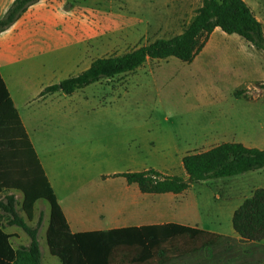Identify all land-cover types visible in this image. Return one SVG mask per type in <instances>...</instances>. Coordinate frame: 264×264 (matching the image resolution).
Listing matches in <instances>:
<instances>
[{"label": "rangeland", "instance_id": "obj_1", "mask_svg": "<svg viewBox=\"0 0 264 264\" xmlns=\"http://www.w3.org/2000/svg\"><path fill=\"white\" fill-rule=\"evenodd\" d=\"M64 1L66 16L58 26L66 43L58 44L53 33L52 44L53 48L67 47L65 56L70 62L74 58L75 72L85 70L97 58L124 54L156 39L180 34L203 5V0ZM246 2L264 26V0ZM45 58L47 64L56 66L61 65L63 56ZM10 73L14 79L34 76L26 70L18 75L13 70ZM237 91L245 93L237 96ZM263 92L264 49L219 29L192 62L176 57L153 59L132 72L79 90L68 98L70 105L80 107L78 118L49 117L37 125L36 152L14 127L4 129L1 125L0 183L13 185L22 176L38 174L46 158L56 179V195L65 208L80 206L89 213L101 208L110 216L125 202L120 188L127 187L114 173L154 168L188 178L183 157L220 144L231 133L248 132L251 119L230 120L223 112L255 115L264 110ZM58 102L64 104L65 99ZM232 121L238 122L237 130ZM120 136L136 140L116 142L114 137ZM242 185L237 178H214L194 182L175 196L147 194L146 201L174 203L158 207L169 211L178 223L222 234L233 229L229 216L235 199L227 191ZM11 193L16 196L19 214L39 230L42 264H62L51 254L47 242L50 203L38 200L34 218L29 219L23 210L21 190L5 188L0 202ZM143 211L148 213L149 209ZM9 218L2 219L4 226ZM22 233L13 240L15 248L30 244L29 235ZM137 251L138 247L118 246L112 264H140L133 261ZM162 259L158 256L148 264H161Z\"/></svg>", "mask_w": 264, "mask_h": 264}, {"label": "trees", "instance_id": "obj_2", "mask_svg": "<svg viewBox=\"0 0 264 264\" xmlns=\"http://www.w3.org/2000/svg\"><path fill=\"white\" fill-rule=\"evenodd\" d=\"M36 0H16L6 16L0 20V32L16 21L28 5ZM219 27L228 34H238L258 49H264V30L245 0H203V5L183 32L170 38H159L120 55L95 59L82 73L49 86L47 92L63 91L73 94L106 78L132 72L153 59L176 57L192 62L205 47L210 35ZM237 91L236 95L244 94ZM14 127L27 139L19 114L0 75V126ZM7 129V128H6ZM29 146L31 144L29 143ZM33 150V149H31ZM34 151V150H33ZM188 178L167 175L154 168L119 173L129 184L136 183L145 193H182L194 182L231 177L264 166V149L250 148L240 142H223L207 150L183 157ZM190 179L191 182H187ZM0 183V194L5 188L24 193L23 210L34 218L38 200L51 206L47 242L50 252L62 264H112L118 246L138 247L134 263L148 264L162 256L161 264H264L254 260L264 257V188L236 209L232 224L240 240L198 226L178 222L148 224L72 232L57 195L42 166L38 174L22 176L13 185ZM0 202V221L21 227L31 238L28 246L15 248L14 236L0 226V264H42L39 230L22 217L16 207V196L9 194ZM200 238H203L201 240ZM206 238V239H205ZM179 241L181 245L176 242ZM248 256L251 257L248 259ZM243 257H246L244 260Z\"/></svg>", "mask_w": 264, "mask_h": 264}, {"label": "crops", "instance_id": "obj_3", "mask_svg": "<svg viewBox=\"0 0 264 264\" xmlns=\"http://www.w3.org/2000/svg\"><path fill=\"white\" fill-rule=\"evenodd\" d=\"M15 1L16 0H0V20L6 16ZM65 16L66 9L64 0H36L26 7L15 22L0 32V75L10 94L14 107L21 118L28 142L31 144L34 151V145H36V142L38 141L37 136H39L36 133V126L40 123H44L49 117L78 118L77 112L80 111V107L77 105H70L68 98L76 94L79 90L86 88L77 89L73 94H66L61 90L56 92L46 91L49 86L58 84L63 79L78 75L84 71L75 72L74 58H71L70 62L65 56L68 53V51H66L67 47L58 45L53 48V33L55 34L54 39H58V44L66 43V41L63 40V37H60V28L58 26V22H60ZM257 19L262 23L259 17H257ZM53 26H55L54 31ZM219 29L221 28L217 27L214 32ZM52 54L63 56L61 65L58 64L56 66H51L50 64H47L45 57ZM35 69H38L37 73L33 71ZM10 70L15 71V75L23 74L22 71L25 70L26 72L31 71L34 73V76L15 77L14 79L9 77L12 76ZM262 97H264V92ZM61 98L65 99L64 104L58 102ZM53 101H55V103H53ZM223 116L230 120L243 117L251 119V128H249L250 130L248 132H238L236 134L231 133L230 137L223 142H240L250 148L264 149V110H261L252 116L249 115L248 111L239 113L223 112ZM232 124L233 129L237 130L238 122L232 121ZM114 138L116 142H132V140H136L134 137L123 138V136H120L119 138ZM49 167L48 159L45 158L44 166L42 165V168L54 189L56 179ZM45 169H47V172ZM119 173L122 172L114 173V175L123 178V184L126 183L127 185L126 188H120L121 192H124L125 194L122 196L125 202L117 205L110 216H107L106 209L101 208L96 210L95 213H89V211H85V209L83 212L80 206H78L79 210L74 207L65 208L57 196L72 232L109 230L112 228L176 222V220H174L175 217L172 216L169 211H163L158 207L161 204L165 205L166 203H153L146 201L147 194H155L158 198H165L158 194L167 193L142 192L138 184H129L125 177L118 175ZM225 178H237L243 181L242 187H236L235 189L229 188L227 191L228 196L235 199L229 216V220H232L234 212L245 201V199L251 197L256 189L264 188V166L231 177H222L221 179ZM169 193H171L169 196L177 195V193ZM127 194L129 197L126 196ZM166 205L174 206V203H167ZM103 206H105L104 203H102V207ZM134 206H138L136 210L132 209ZM140 207L142 209H140ZM143 209L145 211L149 209V211H147L148 213H143ZM127 212L135 213L134 215H131ZM103 213L106 215H102ZM3 223H5L4 220L0 221V226H2L6 232L14 235L11 238V243L15 247L13 240L22 237V232L25 231L21 227L20 228L23 230L22 232L16 228L19 226L9 224L4 226ZM222 235L229 236L236 240L241 239L234 228H229V230L222 233ZM259 244L264 246V240L259 242ZM245 258L246 257H243L242 260ZM250 258L251 257L248 256V259ZM254 260H261V262L264 263V257L261 256H256Z\"/></svg>", "mask_w": 264, "mask_h": 264}, {"label": "water", "instance_id": "obj_4", "mask_svg": "<svg viewBox=\"0 0 264 264\" xmlns=\"http://www.w3.org/2000/svg\"><path fill=\"white\" fill-rule=\"evenodd\" d=\"M187 182H191V180H190V179H188V180H187Z\"/></svg>", "mask_w": 264, "mask_h": 264}]
</instances>
